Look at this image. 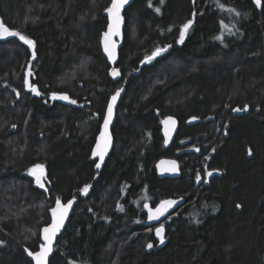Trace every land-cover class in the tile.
<instances>
[{"label": "trees", "instance_id": "obj_1", "mask_svg": "<svg viewBox=\"0 0 264 264\" xmlns=\"http://www.w3.org/2000/svg\"><path fill=\"white\" fill-rule=\"evenodd\" d=\"M110 2L0 0L5 25L35 41L33 49L0 38V264H34L28 252L42 244L49 209L74 196L50 264H264V5L134 0L123 77L113 81L100 42ZM158 47L167 51L146 62ZM127 78L115 145L96 180L91 151L109 97ZM169 115L180 126L167 147ZM165 156L178 159L181 177L158 176ZM36 164L43 188L30 174ZM178 196L186 202L165 220L160 246L143 199L154 206Z\"/></svg>", "mask_w": 264, "mask_h": 264}, {"label": "snow or ice", "instance_id": "obj_2", "mask_svg": "<svg viewBox=\"0 0 264 264\" xmlns=\"http://www.w3.org/2000/svg\"><path fill=\"white\" fill-rule=\"evenodd\" d=\"M129 2V0H111V4L109 7L106 8V12L108 13V17L110 20V23L108 24L107 31L103 33V43H104V50L107 52L110 59L115 61L116 59V48L117 44L116 41L113 39L114 37H118L121 35V26L123 24V16H122V10L124 9V6ZM162 2V0H161ZM194 2V0H193ZM255 3L259 6L261 4V0H255ZM151 6V5H150ZM222 7V6H221ZM157 12L160 11L159 8L156 9ZM234 11V10H233ZM239 15V13H236ZM195 17V13H193V19ZM193 23V20L187 21L183 25V29L180 34V43H183L184 37L188 30L191 28ZM225 27H227L225 25ZM5 36H11V37H18L20 41H22L24 44H27L28 46L35 49V41L28 38L26 35L21 34L20 31L13 30L5 25L2 18H0V38ZM222 36L216 37V39H222ZM170 47V45L168 46ZM167 51V48H156L155 51L152 52L151 55L146 56V62H151L156 57L160 56L163 52ZM33 57H35V52L33 51ZM31 71L29 70V75H31ZM111 74L113 76H119L120 71L118 68H113ZM29 89L33 92H35L37 95H40V92L36 87H34L31 83H29ZM123 91V89H118L116 93L111 98V103L108 106L107 109V116L104 118L103 123V130L99 134L98 141L95 146V150L93 151L94 157H99L100 162L102 163L104 160L105 155L108 152L109 147L111 146V135L109 132V124L111 123L112 115H113V107L115 105V102L117 98L120 96V93ZM19 95V93H17ZM52 99H59V100H69V97L67 95H57L53 94ZM71 103L75 104V100H70ZM237 111H240V109H236ZM193 120L196 119V117L192 118ZM162 123L166 126V134L169 129V125L172 127L175 126L176 121L172 117L166 118ZM214 151V150H213ZM248 154L251 155L252 151L251 149L248 150ZM172 164V170H175V162H171ZM101 166L100 163L96 164V167L99 168ZM30 174L33 175L36 179L37 184L41 188L44 187V176H45V168L42 164H36L32 169H30ZM208 175H212L211 172L208 173ZM200 180V177L197 176V181ZM90 185H86L82 191L87 194L88 188ZM74 201L69 200L67 203H62L59 198L56 200V206L51 209L52 213V219L49 226L45 227L43 229V239L45 243L40 245V250L37 252H28L29 256H32L36 262V264H48V257L49 254L52 252V246L53 241L57 235V233L60 232V230L64 227L65 220L68 217L69 210L72 208ZM177 201L175 200H166L163 201L154 211L153 209L149 208V219H159L160 216L164 215V213L171 208L173 205H175ZM237 207H240V205H237ZM163 228L156 229V234L158 236H161V243L163 242ZM148 247L151 248L152 244H148Z\"/></svg>", "mask_w": 264, "mask_h": 264}, {"label": "water", "instance_id": "obj_3", "mask_svg": "<svg viewBox=\"0 0 264 264\" xmlns=\"http://www.w3.org/2000/svg\"><path fill=\"white\" fill-rule=\"evenodd\" d=\"M134 2V0H129V2L124 6V9L122 10V16H123V24L121 26V35L118 36V37H114L113 39L116 41V44H117V48H116V59L115 61H113L112 59L109 58L107 52L104 50V43H103V35H102V38H101V48H102V52L105 56V58L107 59L108 63L110 64V71H109V75L111 77V79L113 81H118V80H121V78L123 77V72H122V68L121 66L119 65V62H120V50L121 48L123 47L124 45V40H125V36H124V32H125V28H126V16H125V13H126V9ZM111 4V2H110ZM257 9L261 10L262 9V6H263V2L261 0V4L258 6L256 3H255ZM110 6V5H109ZM108 6V7H109ZM106 10V9H105ZM104 14L106 15L107 19H108V24L110 23V20H109V17H108V13L106 11H104ZM108 27V25H107ZM107 31V29H106ZM113 68H118L119 71H120V75L119 76H113L111 74L112 72V69ZM139 71H137L138 73ZM129 82V78L125 79V81L123 82V84L117 88L112 94L111 96L109 97V100H108V103H107V106H106V111H105V115H104V118L107 116V109H108V106L109 104L112 102L111 101V98L112 96L116 93V91L118 89H123V91L120 93V96L117 98L116 102H115V105L113 107V115H112V119H111V123L109 124V132H110V135H111V146L109 147L108 149V152L107 154L105 155L104 157V160L103 162L101 163L100 162V159L99 157H94L93 156V151L95 150V146H96V143L98 141V138H99V134L100 132L103 130V123H104V119L102 121V124H101V128H100V131L97 135V138H96V141L93 145V148H92V151H91V157L92 159H94L96 161V164L97 163H100L101 166L99 168L96 167V171L98 172V174L96 175V180L100 177V174L104 168V165L105 163L107 162L108 158L110 157L112 151H113V148H114V145H115V137H114V134H113V127H114V124L116 122V119H117V108L122 100V97L124 96L125 92H126V89H127V84ZM236 109H240V108H236ZM234 110L235 113H238V114H243L244 111H242L240 109V111H237V110ZM168 117H172L175 121H176V124L174 127H172L171 125H169V129L170 131L167 132L166 134V126L161 122V127H162V132H163V136H164V141H165V145L167 147H170L172 146V144L174 143V140H175V137L179 131V126H180V122H179V119L177 117H175L174 115H169L167 117H165L162 121H164L166 118ZM175 162V170H172V164L171 162ZM156 170H157V173H158V176L160 178H179L181 177V166H180V162L178 161V159L174 158V157H168V156H165V157H162L161 159H159L156 163ZM91 186L88 188V191H87V194H89L90 190H91ZM81 194H84V195H87L85 194L82 190H81ZM69 200H73L74 203L72 205V208L69 210V213H68V217L67 219L65 220V223H64V227L60 230L59 233H57L54 241H53V246H52V252L49 254V257H48V264H50V260L55 252V247L57 245V241H58V237L64 233L66 227H67V224L73 214V211L76 207V205L78 204L79 200L77 197H72L66 201H63V200H60L62 203H67V201ZM166 200H175L177 201V203L175 205H173L171 208H169L165 213L164 215L160 216L159 219H149V208L153 209V211L163 202V201H166ZM186 202V199L185 197L183 196H178V197H168V198H165L163 200H161L160 202L157 203L156 206H152L151 202L147 201L145 203V209H146V213H147V219L145 221V225L146 226H157L156 229L158 228H163V233H162V236H163V242L161 243V236H158L156 234V229H155V235H156V238L157 240L159 241V244L160 246H164L165 243H166V237H167V233H166V228L165 226L163 225L164 221L169 217L171 216L175 211H177L184 203ZM56 206V201L54 202V205L51 207L54 208ZM51 209L49 210V215H50V222L46 225H44L42 228H41V233H40V236H41V242L42 244L45 243L44 239H43V229L47 226L50 225L51 223V219H52V213H51ZM40 250V248L38 249V251ZM34 260V258H33ZM34 264H36L35 260H34Z\"/></svg>", "mask_w": 264, "mask_h": 264}, {"label": "rangeland", "instance_id": "obj_4", "mask_svg": "<svg viewBox=\"0 0 264 264\" xmlns=\"http://www.w3.org/2000/svg\"><path fill=\"white\" fill-rule=\"evenodd\" d=\"M236 108H239V107H236ZM236 108H235V109H236ZM241 110L244 111V112L248 111L247 108L244 109V110H243V109H241ZM43 180H44V184H45V182H46L45 178H43ZM143 201H144V203H145V202H147L148 200H147V199H143ZM141 204H142V201H141ZM143 207H144V204H143ZM169 217H170V216H169ZM169 217H168V218H169ZM168 218H167V219H168ZM57 247H58V245H56L55 250L57 249ZM76 264H77V263H76Z\"/></svg>", "mask_w": 264, "mask_h": 264}, {"label": "bare ground", "instance_id": "obj_5", "mask_svg": "<svg viewBox=\"0 0 264 264\" xmlns=\"http://www.w3.org/2000/svg\"><path fill=\"white\" fill-rule=\"evenodd\" d=\"M100 42H101V40H100ZM109 74V73H108ZM108 103V102H107ZM107 106V105H106ZM106 111V110H105ZM104 119V118H103ZM102 124V123H101ZM101 128V127H100ZM162 128V127H161ZM162 130V129H161ZM100 131V130H99ZM162 135H163V132H162ZM163 138H164V136H163ZM164 143H165V141H164ZM161 159V158H160ZM157 163V162H156ZM155 166H156V164H155ZM157 171V170H156ZM98 174V173H97ZM163 200V199H162ZM161 201V200H160ZM159 201V202H160ZM150 202V201H149ZM146 203V202H145ZM145 203H144V210H145V212H146V209H145ZM152 204V203H151ZM156 205H157V203H156ZM156 205H154V206H156ZM153 206V205H152ZM51 209V208H50ZM49 209V210H50ZM147 214V213H146ZM146 219H147V216H146ZM146 221V220H145ZM154 227V226H153ZM155 227H157V226H155ZM41 231V230H40ZM167 233V232H166ZM41 239V238H40ZM159 242V241H158Z\"/></svg>", "mask_w": 264, "mask_h": 264}, {"label": "flooded vegetation", "instance_id": "obj_6", "mask_svg": "<svg viewBox=\"0 0 264 264\" xmlns=\"http://www.w3.org/2000/svg\"><path fill=\"white\" fill-rule=\"evenodd\" d=\"M262 2H263V5H264V1L262 0ZM255 3V2H254ZM106 110V109H105ZM162 122V121H161ZM163 225L165 226V221H164V223H163ZM148 227H153V226H148ZM154 228V234H155V229H156V227L154 226L153 227ZM155 237H156V235H155ZM157 239V238H156ZM158 241V240H157Z\"/></svg>", "mask_w": 264, "mask_h": 264}]
</instances>
